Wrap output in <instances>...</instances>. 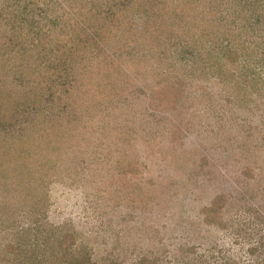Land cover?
<instances>
[{"label": "rangeland", "instance_id": "1", "mask_svg": "<svg viewBox=\"0 0 264 264\" xmlns=\"http://www.w3.org/2000/svg\"><path fill=\"white\" fill-rule=\"evenodd\" d=\"M251 1L0 0V264H44L60 243L98 264H264V15L243 17ZM167 2L196 23L181 49ZM113 22L149 46L122 49ZM99 26L111 36L95 42ZM175 80L187 95L171 109Z\"/></svg>", "mask_w": 264, "mask_h": 264}, {"label": "trees", "instance_id": "2", "mask_svg": "<svg viewBox=\"0 0 264 264\" xmlns=\"http://www.w3.org/2000/svg\"><path fill=\"white\" fill-rule=\"evenodd\" d=\"M188 1L192 4L191 7L193 8V7L198 6L199 4L200 5H204V1L207 2L208 0H203V2H201L202 0H200V2H199V0L198 1L197 0H187V1L185 0V2L190 5V3ZM124 2H125V0H122L121 3L124 4ZM167 3H165V10L170 12L169 15L170 14L174 15L172 22L169 21L170 25H174V23L177 24V29H173V30L176 31V35H175V38H174L176 40V46H178L177 44H180V43L181 44L183 43V46H184L183 39H185V38H184V36H182V33H186V29H188V31L190 29L192 30V27L196 24L192 20L193 19V14L191 13V15H190L189 11L187 12L188 14L183 13L184 12V7L179 6L177 4H174L173 2H167ZM208 3H210V5H212V3H213V5L215 3H217L221 7H223V5H224L222 0L221 1H219V0H209ZM261 4H264V0H254V1L249 2L248 5L242 6L241 7V12H242L243 17L245 16L246 18H248V16L250 15L249 16V21L252 22L253 21L252 19H257V17H259V14H263L264 15V12H262L263 8L257 9V7L261 6ZM113 6H115L114 3L113 4H106V7H109V8H113ZM158 14L160 15L162 13L160 12ZM164 14H166V12H164ZM108 17L111 19L110 15H107L106 18H108ZM119 18H121V17H118V19ZM163 20L164 19L162 17L161 22L159 23L161 25L160 27H162ZM116 21L117 20H115L114 22H116ZM210 21L212 22L213 25L209 26V28L213 27L212 29L218 30L217 29L218 26L215 25V20L211 19ZM114 22H113L112 25H108L107 27H108L109 31L115 33V35H112L113 37L119 38L118 41L120 42V46L122 47V49H125L128 46L133 47V48H136V47L141 48L142 46H145V45L149 46V42H148V40H146V39H148L147 36H146V38H143L142 42L139 43L137 46H132L131 45V40H129V38H124L123 36L118 35L119 34V30H121L123 28V26L117 27L116 25H114ZM121 22H122V20H121ZM110 23H112V19H111ZM122 25H124V24L122 23ZM186 26H188V27H186ZM160 27L155 28L154 30H152V28H150L149 25H148L145 32L148 33V36L150 34L151 35L152 34H157L156 31L162 29ZM218 28H220V27H218ZM99 29H101V31H100V33H98V36H99L98 39L93 38V41H95V42H99V41H101V39L107 38V36L109 35V31H106L104 26H99ZM115 31H117V32H115ZM202 31L205 33L206 29L202 30ZM109 36H111V35H109ZM201 36H203V35H201ZM186 40H187V37H186ZM212 40H214V42L216 41L215 38L212 39ZM212 40H209L210 41V45H212L211 44ZM221 40H222V42H226L225 45H224V47H225L224 49H231L232 51H234L236 53V58H238L239 57V53L237 52V48L234 47V45L232 44L231 36L224 37V38L222 37ZM120 46H119V48H120ZM225 58H226V55L224 53V54H222V57L219 60H224ZM170 85H171L170 86L171 88H169V90L171 91V98H170V94H169V98H170V105L169 106L172 109V108H176L177 103L179 101H181L182 98H184L187 95V91H186V89H184L182 87L183 86V81H181V80H175V82L174 83H170ZM160 88H162V87H160ZM167 91H164V93H166ZM161 93H163V92H160V94ZM155 94H158V92L156 91ZM164 100H166V99H164ZM168 103H169V101L166 102V104H168ZM25 172H27V171L25 170ZM44 178H45L44 176L43 177L37 176V178H35V176H34L33 180H31V187L36 190L40 186H43L44 185V181H43ZM36 183H37V186L35 187L34 184H36ZM61 244L62 243L58 244L57 247H54V249H51L49 255H46V256L43 255V257L41 258V261H43L44 264H98L97 262L92 261L90 259V257L87 256V254L82 253L77 248L73 249L72 247H69V246L62 248ZM16 254H17V257H19L21 255L20 253H15V255ZM17 257L14 258V255L12 256V258H14V259H17ZM20 260L21 259L17 260V264L19 263ZM27 261H28L27 263H25V262L22 263V261H21L20 264H39L38 263L39 260H37V262H35L31 258H28Z\"/></svg>", "mask_w": 264, "mask_h": 264}]
</instances>
